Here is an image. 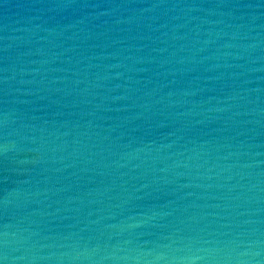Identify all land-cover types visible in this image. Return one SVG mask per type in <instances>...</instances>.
Segmentation results:
<instances>
[{
    "label": "water",
    "instance_id": "water-1",
    "mask_svg": "<svg viewBox=\"0 0 264 264\" xmlns=\"http://www.w3.org/2000/svg\"><path fill=\"white\" fill-rule=\"evenodd\" d=\"M3 264H264V0H0Z\"/></svg>",
    "mask_w": 264,
    "mask_h": 264
},
{
    "label": "snow or ice",
    "instance_id": "snow-or-ice-1",
    "mask_svg": "<svg viewBox=\"0 0 264 264\" xmlns=\"http://www.w3.org/2000/svg\"><path fill=\"white\" fill-rule=\"evenodd\" d=\"M0 264H3V262H2V261H0Z\"/></svg>",
    "mask_w": 264,
    "mask_h": 264
}]
</instances>
